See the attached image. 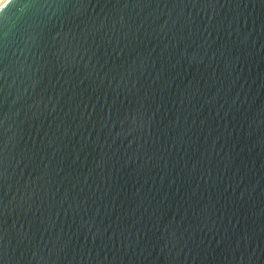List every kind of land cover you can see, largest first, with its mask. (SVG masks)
<instances>
[{
  "label": "water",
  "instance_id": "water-1",
  "mask_svg": "<svg viewBox=\"0 0 264 264\" xmlns=\"http://www.w3.org/2000/svg\"><path fill=\"white\" fill-rule=\"evenodd\" d=\"M0 264H264V0H0Z\"/></svg>",
  "mask_w": 264,
  "mask_h": 264
}]
</instances>
